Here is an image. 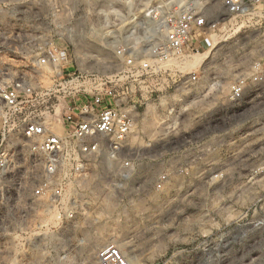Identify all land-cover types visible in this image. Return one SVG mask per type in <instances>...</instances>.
Segmentation results:
<instances>
[{
	"label": "built area",
	"instance_id": "built-area-1",
	"mask_svg": "<svg viewBox=\"0 0 264 264\" xmlns=\"http://www.w3.org/2000/svg\"><path fill=\"white\" fill-rule=\"evenodd\" d=\"M81 1L74 29L59 24L54 31L40 19L27 30L0 31V264H32L30 253L47 246L50 228H75L89 217L97 183L107 185L104 205L123 202L125 193L138 198L154 172L146 180L144 164L158 163L144 156L151 141L142 128L146 116L161 111L152 133L175 140L179 114L222 90L219 80L201 76L193 58L213 47L212 36L264 19V0H215L213 9L210 0ZM64 30L75 36L72 50L54 40ZM78 39L99 57L79 55ZM263 99L264 63L255 62L248 77L229 84L228 104L217 112L234 113L247 101L254 108ZM262 116L261 108L256 125ZM199 124L201 133L222 128ZM197 131L193 124L185 130L188 159L196 163L200 155L203 163L223 151L214 161L223 183L238 155L240 126L200 139L191 135ZM162 166L154 189L175 171L169 161ZM96 259L132 264L116 244L99 248Z\"/></svg>",
	"mask_w": 264,
	"mask_h": 264
},
{
	"label": "rangeland",
	"instance_id": "rangeland-1",
	"mask_svg": "<svg viewBox=\"0 0 264 264\" xmlns=\"http://www.w3.org/2000/svg\"><path fill=\"white\" fill-rule=\"evenodd\" d=\"M83 3L0 0V31L12 27L27 30L29 24L35 25L40 19L54 31H58L59 24L74 29V15ZM216 3L210 0L209 7L215 8ZM72 38L73 32L64 30L54 40L66 46L73 42ZM212 40L213 47L204 54L201 76L219 80L222 90L188 114L181 112L176 139L169 143L159 140V134L153 135L154 126L163 115L151 109L146 123H142L146 144L148 139L152 141L144 149V156L156 157L158 163L144 164L146 180L149 171L154 172L138 198L125 193L123 202L104 205L107 185L97 183L89 217L80 218L75 228H50L47 246H37L30 253L32 264H97L98 249L108 244L118 245L132 264H264V116L262 124L254 123L261 108L264 113V99L254 102V108L247 101L234 113L230 109L228 113L217 112L228 104L225 95L229 84L248 77L253 63H264V19ZM68 46L72 50L70 43ZM64 70L72 67L65 66ZM201 120H209L211 127L220 122L221 131L201 133ZM229 122L240 126L239 149L235 161L230 159V165L222 172L228 180L220 183L216 162L224 152L213 150L203 163L198 155L193 163L185 149V139L190 135L185 130L193 124L198 131L192 136L208 138L224 134ZM164 161H169L175 171L163 188L154 189L153 180ZM91 176L89 173L90 184Z\"/></svg>",
	"mask_w": 264,
	"mask_h": 264
},
{
	"label": "bare ground",
	"instance_id": "bare-ground-1",
	"mask_svg": "<svg viewBox=\"0 0 264 264\" xmlns=\"http://www.w3.org/2000/svg\"><path fill=\"white\" fill-rule=\"evenodd\" d=\"M92 28L94 30H96L95 26H92ZM214 36H212L213 38ZM79 41V42H78ZM75 50L78 54L82 55V56H96L97 58L99 57V54L97 53H91L88 49L85 48V46H83V44L81 43V41L78 39L75 42ZM206 53V51H204L203 53L196 55L193 60H192V66L195 65H202L204 66L205 64V57L204 54ZM47 219L51 220V216H48ZM82 240V239H81Z\"/></svg>",
	"mask_w": 264,
	"mask_h": 264
}]
</instances>
